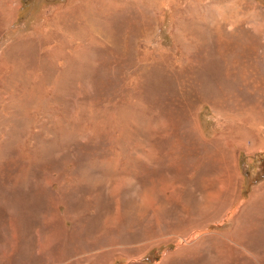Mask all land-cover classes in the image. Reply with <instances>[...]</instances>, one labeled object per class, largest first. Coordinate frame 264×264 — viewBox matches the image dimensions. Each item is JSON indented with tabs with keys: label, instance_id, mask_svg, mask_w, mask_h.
Returning <instances> with one entry per match:
<instances>
[{
	"label": "rangeland",
	"instance_id": "1",
	"mask_svg": "<svg viewBox=\"0 0 264 264\" xmlns=\"http://www.w3.org/2000/svg\"><path fill=\"white\" fill-rule=\"evenodd\" d=\"M0 264H264V0H0Z\"/></svg>",
	"mask_w": 264,
	"mask_h": 264
},
{
	"label": "bare ground",
	"instance_id": "2",
	"mask_svg": "<svg viewBox=\"0 0 264 264\" xmlns=\"http://www.w3.org/2000/svg\"><path fill=\"white\" fill-rule=\"evenodd\" d=\"M6 54H7V53H6ZM6 54H5V55H6ZM186 60H187V59H186ZM188 60H189V59H188ZM188 74H189V73H188ZM215 75H216V74H215ZM217 75H218V74H217ZM211 79H212V78H211ZM212 80H213V79H212ZM214 81H215V80H214ZM56 82H57V81H56ZM58 83H59V82H58ZM204 83H205V82H204ZM207 86H208V85H207ZM206 91H207V90H206ZM207 95H208V94H207ZM106 225H107V224H106Z\"/></svg>",
	"mask_w": 264,
	"mask_h": 264
}]
</instances>
